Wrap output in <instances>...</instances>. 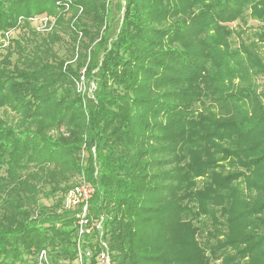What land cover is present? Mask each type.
Masks as SVG:
<instances>
[{"label": "trees", "instance_id": "trees-1", "mask_svg": "<svg viewBox=\"0 0 264 264\" xmlns=\"http://www.w3.org/2000/svg\"><path fill=\"white\" fill-rule=\"evenodd\" d=\"M0 49V264H74L82 179L86 264H264V0H0Z\"/></svg>", "mask_w": 264, "mask_h": 264}, {"label": "built area", "instance_id": "built-area-1", "mask_svg": "<svg viewBox=\"0 0 264 264\" xmlns=\"http://www.w3.org/2000/svg\"><path fill=\"white\" fill-rule=\"evenodd\" d=\"M42 24L38 29L44 28L47 25L45 18L39 19ZM94 192V187L89 182L83 179L71 188L65 196V206L68 209L77 210L76 217V258L74 264H86L87 261L92 257L93 250L86 247L85 236L90 233V228L96 227L100 230L101 222H95L90 226V219L88 218V205L91 196ZM96 255L95 261L97 264H110L107 244L102 239V232L96 238ZM39 264H49L45 251H41L38 257Z\"/></svg>", "mask_w": 264, "mask_h": 264}, {"label": "rangeland", "instance_id": "rangeland-1", "mask_svg": "<svg viewBox=\"0 0 264 264\" xmlns=\"http://www.w3.org/2000/svg\"><path fill=\"white\" fill-rule=\"evenodd\" d=\"M240 22H234V23H231L229 24V27L230 28H233L235 29L237 24H239ZM42 24V22H40V20H36V22H34L32 25L33 27L34 26H40ZM258 23L253 21V20H246L245 24H242V28L245 29L246 31H251L252 29H254L255 27H257ZM16 33H14L12 36H15ZM235 39V38H233ZM2 50V49H0ZM54 50H56L57 54L60 56V57H63V58H67L68 54H67V47L63 44H59V45H56L54 47ZM77 87L79 90H81L82 92H87V93H90V91L88 90H91L92 87L88 88V85L86 84L85 81L81 80V82H79L77 84ZM58 194L53 196V197H49V198H44L42 197L40 202L41 204H43L44 206H50L51 204H53L56 199L58 198Z\"/></svg>", "mask_w": 264, "mask_h": 264}]
</instances>
